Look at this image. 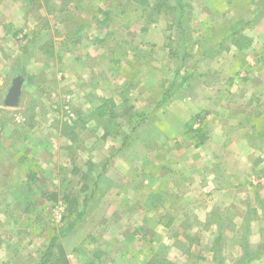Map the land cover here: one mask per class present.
Returning <instances> with one entry per match:
<instances>
[{"label": "rangeland", "instance_id": "obj_1", "mask_svg": "<svg viewBox=\"0 0 264 264\" xmlns=\"http://www.w3.org/2000/svg\"><path fill=\"white\" fill-rule=\"evenodd\" d=\"M260 6L264 0H0V262L35 264L71 217L65 198L81 201L87 191L83 222L58 240L70 264H189V239L164 229L172 207L162 193L172 188L161 185H172L173 157L194 146L162 134L197 113L206 123L213 96L247 100L238 91L248 83L236 78L247 70L242 53L263 52L251 43L264 38ZM90 52L99 53L100 79L90 78ZM17 75L28 82L19 105L7 107ZM101 104L113 114L98 117ZM135 113L146 115L140 124ZM118 129L127 133L124 147ZM31 171L37 181L28 183ZM258 177L264 186V172ZM249 235L232 252L222 248L230 237L215 239L213 260L245 264Z\"/></svg>", "mask_w": 264, "mask_h": 264}, {"label": "crops", "instance_id": "obj_2", "mask_svg": "<svg viewBox=\"0 0 264 264\" xmlns=\"http://www.w3.org/2000/svg\"><path fill=\"white\" fill-rule=\"evenodd\" d=\"M255 14H260L262 20L264 6ZM259 24L257 28L264 33V24ZM259 40H251V43L254 46L258 42L263 52L249 48V53H242L241 60L246 63L247 70L238 71L236 78L239 83H248L241 87L244 91H238L239 96L247 100L219 103L213 96L205 108L209 115L206 142L186 153H177L171 167L172 185H161L172 188L170 194H164V189L162 193L163 197H170L172 207L170 223L164 229L175 232V238L189 239V264H218L221 257L218 261L212 258L215 239L230 237V247L225 244L222 248L232 252L237 247L242 249L237 238H244L246 231H250L253 240L251 249L245 250L249 255L245 264L264 263V186L259 184L258 177L264 172V38ZM90 55V78L100 79L93 67V58L99 57V53L90 52ZM190 118L183 119L179 132L163 133V142L169 137L175 139L184 135L185 124ZM25 148L30 153L33 151L30 146ZM197 246L203 249H195ZM222 260L229 264L224 257Z\"/></svg>", "mask_w": 264, "mask_h": 264}, {"label": "trees", "instance_id": "obj_3", "mask_svg": "<svg viewBox=\"0 0 264 264\" xmlns=\"http://www.w3.org/2000/svg\"><path fill=\"white\" fill-rule=\"evenodd\" d=\"M182 4L178 5L176 9V17L180 19L182 14ZM187 79V76H183L181 79V83H184ZM28 80H24V83H27ZM168 94L164 95L162 101H166L168 99ZM113 103L112 100H108ZM112 109H108L105 104H101L96 108V113L98 117L105 118L109 115L113 114ZM136 117L143 116L142 120H139V124L146 117L145 114L135 113ZM185 132L184 135L189 139L190 143L198 148L202 146L207 140L206 133V123L204 122L203 116L200 113L194 114L185 124ZM117 133L122 137L121 146L124 147L126 145L127 133L121 129H118ZM32 173L29 175L27 181L28 183L36 182L37 176L35 175V171H31ZM83 199H79V197L65 198V202L67 204V211H69L70 216L67 218L65 224L61 226L57 233L50 237L48 244L45 246L43 253L40 256V259L35 264H70L69 259L66 256L65 250L59 245L58 240L61 237L68 236L72 234L75 228L84 220L86 215V207L88 202H90L93 198L92 192H83Z\"/></svg>", "mask_w": 264, "mask_h": 264}, {"label": "water", "instance_id": "obj_4", "mask_svg": "<svg viewBox=\"0 0 264 264\" xmlns=\"http://www.w3.org/2000/svg\"><path fill=\"white\" fill-rule=\"evenodd\" d=\"M23 83H24V79L20 75H17L12 78L11 83L4 95L3 104L5 106L16 107L19 105Z\"/></svg>", "mask_w": 264, "mask_h": 264}]
</instances>
